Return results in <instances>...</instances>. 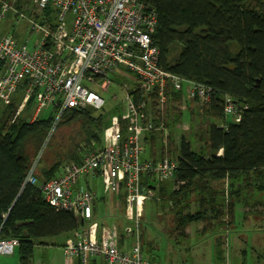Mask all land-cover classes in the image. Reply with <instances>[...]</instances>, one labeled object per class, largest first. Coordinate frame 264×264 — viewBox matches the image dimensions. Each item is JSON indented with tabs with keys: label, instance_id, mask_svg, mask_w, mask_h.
Instances as JSON below:
<instances>
[{
	"label": "trees",
	"instance_id": "16d2710c",
	"mask_svg": "<svg viewBox=\"0 0 264 264\" xmlns=\"http://www.w3.org/2000/svg\"><path fill=\"white\" fill-rule=\"evenodd\" d=\"M148 2L157 13L151 40L159 50V65L184 80L205 83L213 89L209 101L195 107L187 104L181 109L178 104L182 102L183 90H173L168 85L170 100L165 110L153 118L157 127L143 136L144 160L156 161L167 156L177 161L173 179L179 187L169 192L158 186L161 205L168 207L173 215L175 235L187 236V226L199 222L203 223L200 231L204 233H222L229 229L228 224L234 229L238 204L245 209L241 212L243 219L251 215L261 221L264 216V0ZM48 9L49 6L43 12L44 19H49ZM25 86L23 81L18 88ZM223 94L231 95L238 104H247L239 122L224 117ZM31 96L24 107L32 101ZM117 111L113 123L125 133L126 121L120 109ZM13 112L14 104L9 103L0 114V237L17 238L19 264H32L36 243L83 227L74 212L56 209L46 202L39 185L58 175L64 163H78L88 151L101 147L109 118L92 107L69 108L51 131L52 110L48 117L35 118L32 122L18 117L11 122ZM185 112L191 130L195 120L205 124L204 130L197 137L195 131L188 137L182 132L175 141L176 125L182 122ZM161 122L168 132L166 141L163 130L158 128ZM223 122L226 127L220 125ZM32 166L38 184L22 187ZM142 177L143 185L150 182L147 175ZM155 183L150 185L157 186ZM124 195L125 192L119 194L122 203ZM123 215L125 225L118 233L121 245L129 238L127 235L133 238L134 231L132 220ZM219 242L217 238L215 243ZM150 244L147 242L146 252L150 251ZM141 246L140 241L144 256ZM144 257L153 262L147 255Z\"/></svg>",
	"mask_w": 264,
	"mask_h": 264
},
{
	"label": "built area",
	"instance_id": "2783aa9c",
	"mask_svg": "<svg viewBox=\"0 0 264 264\" xmlns=\"http://www.w3.org/2000/svg\"><path fill=\"white\" fill-rule=\"evenodd\" d=\"M16 0H0V19L13 8ZM36 15L52 6L56 20L49 23L44 16L27 18L28 31L35 35L33 45L17 40L0 31V105L9 104L19 84L26 81L22 101L11 117L13 122L30 95L34 96L35 111L45 106L52 110L51 131L61 115L69 108L104 106V98L95 92L98 87L107 91L112 79L122 69L133 73V83L122 82L125 91L124 120L126 132L117 123L104 130L103 145L88 151L80 162H66L58 175L39 185L42 197L56 209H65L89 220L93 213L95 194L75 183L87 174L100 173L108 179L111 192L120 188L125 192L124 213L132 220L134 242L120 249L117 237L107 226H102L98 238L86 228L72 232L64 246L63 255L69 259L100 256L106 264H161L150 262L140 249V202L151 193L141 189V177L147 175L150 183L173 178L177 161L163 157L156 161L143 159L142 136L156 128L153 118L164 111L170 96L167 86L183 90L178 107L185 109L191 102L202 105L209 101L213 89L201 82L184 80L159 65V50L151 35L157 25V13L148 0H32ZM71 19H67V15ZM16 21L25 18L16 12ZM39 18V17H38ZM29 38H26L28 41ZM31 96V98H32ZM247 104H238L229 94L222 95L224 117L239 122ZM226 127V123H220ZM167 140V129L161 122ZM34 166L27 172L25 184H38L33 175ZM5 216V215H4ZM126 227V231L130 232ZM19 245L15 237H0V256L9 254Z\"/></svg>",
	"mask_w": 264,
	"mask_h": 264
},
{
	"label": "rangeland",
	"instance_id": "374dc122",
	"mask_svg": "<svg viewBox=\"0 0 264 264\" xmlns=\"http://www.w3.org/2000/svg\"><path fill=\"white\" fill-rule=\"evenodd\" d=\"M14 3H21L23 12L29 15V17L38 18L43 16L44 11L40 16L36 15L37 13L34 11L35 7L32 0H16ZM49 7L50 9L46 10V12L50 14L49 23H61L68 28L65 22L56 20L54 8L52 6ZM13 10L16 11V9L11 8L6 12V15L0 19V29L12 35L17 40V43L24 41L27 43L28 47H31L35 35L28 31L29 21L26 18H22L19 23L15 24L14 16L16 15H14ZM67 19H71L69 14L67 15ZM26 38H29L28 41H26ZM123 81L130 84L133 83V73L122 69L121 74L112 79L107 91H102L98 87L94 88L95 92L100 94L105 100L102 109L96 110H100L109 118L106 128L111 124L113 125L112 117L114 114L118 113L117 110L120 109L121 114H124L125 91L120 86ZM24 89L25 88L22 87V92H24ZM190 106L195 107V103L191 102ZM34 108L35 102L33 100V103L30 102L23 108L18 116V120H28ZM3 109L4 106L0 105V114ZM50 111L51 107L45 106L39 112L38 118L48 117ZM189 127V118L187 112H185L182 122L180 121L176 125L177 133L174 136V140L177 141L182 132L188 137L191 132L195 131L197 137L198 134L204 130L205 124L195 120L193 130ZM198 142L201 143V141ZM174 146L175 144L171 146V149H173ZM142 178L143 177H141V180ZM100 182L101 181H99L97 185L99 193L105 195V197L113 198L114 194L110 191H106ZM155 184L158 186H165L167 190L179 187L173 178L161 179ZM158 194L159 193H156L155 197H148V200H145V202L143 201L145 208L141 214L140 229L141 232L144 233L142 246L144 253H146L149 258L161 264H264V234H260L258 231V227L264 226V224L260 225L261 223L259 220H255L254 218L251 220L248 216L243 219L241 212L245 211V209L240 204H238L235 209V211H237L235 218L237 224H235L236 227L234 229H231L232 225L228 224L229 229H224L222 233H220L221 231L204 233L200 231L203 226L202 222L191 223L185 229L187 236L183 237L181 235H175L176 233L173 231V215L168 211V207H163L161 205V197ZM167 196L166 194L164 198L166 204L168 202ZM157 198L159 201H157ZM112 209L113 208H111V210ZM115 211L120 212L122 219L125 220L122 205ZM238 224L239 227H237ZM234 230L236 231L234 232ZM253 233L255 234L252 235ZM62 236L63 235L46 238L43 240L44 243L41 244L36 243L32 250V264H46L47 262L57 264L61 259V252L58 248L59 246L52 243L63 241L64 237ZM217 238H219V244L215 243ZM127 242L129 245H132L133 238L129 237ZM147 242L151 243L149 253L145 251ZM0 264H19L18 246L12 253L1 255Z\"/></svg>",
	"mask_w": 264,
	"mask_h": 264
},
{
	"label": "crops",
	"instance_id": "0c3cea01",
	"mask_svg": "<svg viewBox=\"0 0 264 264\" xmlns=\"http://www.w3.org/2000/svg\"><path fill=\"white\" fill-rule=\"evenodd\" d=\"M13 8L16 9V11L13 10L14 11V15H16L15 13L18 10L23 12L21 3L14 4ZM14 17H16V16H14ZM25 18L26 19L29 18V15H26ZM19 22L20 21H16V19L14 20L15 24L19 23ZM1 32L2 33H8V32H5L3 30H1ZM21 42H23V41H21ZM23 94H24V92H22L21 88H18L16 90V92L12 94L10 103L14 104V112L18 109V106H19V104L22 101ZM33 100H34V96H32V101H31L32 103H33ZM5 105L6 104H4V106ZM14 112L12 114H14ZM39 112H36L35 108H34V111H33L32 115L28 118L27 121L32 122L35 118H38ZM19 114H20V112H19ZM144 135H145V133L143 134V136ZM143 136H142V144H143ZM144 155H145V148H144L143 156ZM143 159H144V157H143ZM148 160H150V158ZM99 181H101L100 183L103 185V188L106 191H109V188L107 187L108 179L104 175H102L100 173L87 174L85 177H83V179H81V182H80V179H79L75 183L74 187L77 188V187L83 186L84 188L89 189L91 192H93L95 194L94 201H93V206H92L93 207L92 217L89 220H82L79 214H76V215L78 216V219L83 223V227H81V228H86L87 230H89V232H90L92 237L98 238L99 235H100L101 227L102 226H107V228L109 229L111 234L116 235L117 242H118V239H119V236H120V234H118V233H120V231L123 230V226L125 225L126 219L125 220L122 219V216L120 215L121 213L120 212H116L115 210H117L121 205H122V208L124 210V199H123V203H122V198L119 196V194L121 192H124V190L123 191L119 190L116 193L112 192L114 194L113 198L105 197V195H101L99 193L98 186H97ZM226 182L227 181L225 180V183ZM223 183H224V181L221 182V184H223ZM164 188H165V186H164ZM141 189H142V193L143 192H149V193L152 194L151 197H155L156 193H159V189L160 188L158 187V185L157 186H151L150 182L149 183L146 182V183H144V185L141 183ZM171 190L172 189H170L169 192ZM124 198H125V195H124ZM145 200H148V198L147 197H142L141 198V202H140V208H141L140 224H141V214H142V211H144V208H145L144 207L145 206V204H144ZM157 201H159L158 198H157ZM111 208H113V209L111 210ZM249 217L252 220L251 215ZM263 217H262V220L259 221L261 223V225L264 224V218ZM235 224H237L236 220H235V223H234V227H236ZM237 227H239V224H238ZM258 228H259V230L258 229H253V230H258L260 234H264V226H261V227H258ZM235 231L236 230H234V232ZM254 234L255 233H253L252 235H254ZM60 235H63L62 236V237H64L63 241H60V242L58 241V242H53L52 243V244H54L56 246H59L58 248L60 249V252H61V259H60V261L57 264H106L105 261L100 256H87L85 261H84V263L82 262L80 257H74V258L67 259L63 255V248L71 240L72 232L71 233H67V234H60ZM57 236H59V235H57ZM57 236H52V237H57ZM127 236L131 237L130 235H127ZM139 236H141L140 237V241H141V245H142V242L144 241V233L141 232V229H140ZM127 239H128V237L125 238V240L123 241L122 245L120 244V241H119L118 245H119L120 249H127V248H125V246L126 247L130 246L128 244V242H127ZM133 242H134V237H133ZM263 245H262V247H263ZM141 247L143 249V246H141ZM147 253H149V252H147ZM145 255H147V254L145 253ZM152 260L155 261L154 259H151V261ZM46 264H51V263L47 262Z\"/></svg>",
	"mask_w": 264,
	"mask_h": 264
}]
</instances>
